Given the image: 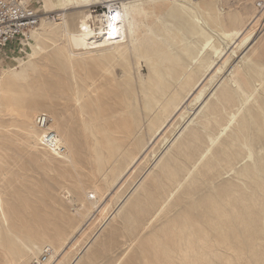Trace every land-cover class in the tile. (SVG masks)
Here are the masks:
<instances>
[{
    "label": "bare ground",
    "instance_id": "obj_1",
    "mask_svg": "<svg viewBox=\"0 0 264 264\" xmlns=\"http://www.w3.org/2000/svg\"><path fill=\"white\" fill-rule=\"evenodd\" d=\"M248 1L38 0L25 57L0 64V264L45 246L43 264L115 248L105 264H264V16ZM41 114L61 150L44 144ZM31 167L61 192L18 189ZM92 222L104 228L83 240Z\"/></svg>",
    "mask_w": 264,
    "mask_h": 264
},
{
    "label": "rangeland",
    "instance_id": "obj_2",
    "mask_svg": "<svg viewBox=\"0 0 264 264\" xmlns=\"http://www.w3.org/2000/svg\"><path fill=\"white\" fill-rule=\"evenodd\" d=\"M237 1L238 0H229V2L231 3V4H236L235 6H237L238 5V3H237ZM235 2V3H234ZM254 2H255V0H249L247 3H248V6L253 10L254 9ZM31 3H32V6L36 9V11L40 14L42 11L39 9V2H38V0H32L31 1ZM92 11H93V15H102V14H104L105 12H107L108 10L107 9H105V8H103L102 6H99V5H97V6H94V7H92V9H91ZM255 10V9H254ZM72 12V11H71ZM262 16H264V13H261V12H259ZM254 14H258V12H257V10H256V12L254 11ZM259 14V15H260ZM47 16H50V17H52L51 19L53 20H55L56 22H58L59 20H56L59 16H55V14H50V15H46V17ZM41 17H44L43 15H41ZM262 28L264 29V25L262 26ZM261 28V29H262ZM255 30H257V32H258V27H256V29ZM263 41V40H262ZM261 41V42H262ZM263 45V46H262ZM25 46V45H24ZM259 48V49H258ZM27 51H28V49H27V47L25 46V47H23L22 45H17V44H13V45H11V46H8L7 48H5L1 53H0V64L2 65V66H4V67H8L9 66V62H10V56H18V57H25V55H26V53H27ZM257 52H258V55H257V57H256V60H257V62L258 63H260V64H262V65H264V42L263 43H261L259 46L257 45V50H256ZM239 60V59H238ZM141 65H142V68H144V63L142 62L141 63ZM145 75V74H144ZM215 85V83L213 84V86ZM213 86L210 88V89H212L213 88ZM209 89V90H210ZM211 91V90H210ZM209 92V91H208ZM206 96V94L201 98V99H203L204 97ZM200 102H201V100H200ZM199 105V103L196 105V107ZM196 107H194L195 109H196ZM192 109V111H190V113H189V116L193 113V111L195 110V109ZM188 115L187 116H185V119L183 120V121H181V123H180V125L179 126H177L176 128H175V130H174V133H172V137L170 136V138L163 144V145H161L160 146V149L157 151V152H159V153H157V156L163 151V153L166 151V150H168V148H169V146L173 143V141H174V139L178 136V134L180 133L179 131H181L180 129H183L184 128V126L185 125H187L188 124V122L186 123V121H187V119H188V117H189ZM191 118H193V116L191 117ZM190 118V119H191ZM186 123V124H185ZM173 137H174V139H173ZM173 139V141L169 144V142L171 141ZM169 144V145H168ZM14 155L17 157V156H19V157H21V161H19L18 162V164H20L21 162H24V161H26L27 160V157L24 155V154H22L21 152H18V151H15L14 152ZM153 161H154V159L152 160L151 159V161H150V163L148 164V166L146 167L147 169L152 165V163H153ZM55 165L54 166H57V167H64V165L61 163V164H58V163H54ZM16 169H17V167H15V170H14V168H13V170L14 171H16ZM146 169V170H147ZM17 171H18V169H17ZM20 175V183H16V187L18 188V189H20L21 191H23L24 193L25 192H28V187H30L29 186V184L27 183L28 181H30V182H32V183H35V181H36V183H37V181L38 182H42V183H46V186H48L49 187V190L51 191V192H55V193H58V192H61L59 189H58V186L53 182V180L52 181H50V178H55V173H53V172H48L47 173V175H48V177H47V175H45L44 173H43V171L41 170V169H39V168H35V167H31V171L30 172H27V173H24L23 171H20V173H19ZM52 174V175H51ZM142 174V173H141ZM50 175V176H49ZM54 176V177H53ZM140 176V175H139ZM142 176V175H141ZM27 177H30L32 180H29V179H27ZM47 178H48V180H47ZM34 181V182H33ZM120 182V180L116 183V185H118V183ZM136 183V182H135ZM116 185H114V187L112 188V190L107 194V195H105V197L103 198V200L101 201V203H100V205H103V206H105V204H106V202L110 199V197H111V195H110V193L111 192H113V189L116 187ZM25 187V188H24ZM59 190H57V189ZM31 192H32V200L34 201L35 200V198L36 199H38V198H42V195L41 194H39L38 193V190H37V188L36 187H31ZM110 195V196H109ZM103 203V204H102ZM37 204H39V203H37ZM103 206H101V207H103ZM112 206H113V208H112ZM108 209H111V211L113 210H115L116 209V207H114V204H108ZM96 215V213L94 212V214H91L89 217H88V219H86V221H85V223L82 225V227H84V229L87 227V224H89V222H91L92 220H93V217ZM99 218L98 219H101V217L100 216H98ZM90 219V220H89ZM118 221H119V223H118ZM86 225V226H85ZM120 225V220L119 219H117V220H115L114 222H112V224L110 225L111 227H106V229H105V231L101 234V239H100V243H101V241H102V239L104 240L105 238H108V237H110V235L112 234H114L113 232H114V230L113 229H118V226ZM98 226V223L97 222H94V224H93V222L91 223V225L88 227V231H86V233H87V236H83L82 237V239L83 240H86L87 239V237H88V235H89V233L91 232V231H95V229H96V227ZM104 227H102V228H98L97 227V230L95 231V232H97V235H95V236H93V235H91V237L90 238H95L96 236H98V234L102 231V229H103ZM98 229H100V230H98ZM89 238V239H90ZM93 241V239L92 240H90V242H89V244L91 243ZM101 246H103V243H101L100 245H98V246H96L95 248H94V250H96V251H98L99 249H100V247ZM121 251V249H114V250H112V251H110V252H108L107 254L105 253V258L104 259H100V260H98V261H96V262H94V263H91V264H105L107 261H109V260H111L112 258H114L115 256H116V254H118L119 252ZM84 262L85 263H87L88 264V260H84Z\"/></svg>",
    "mask_w": 264,
    "mask_h": 264
},
{
    "label": "built area",
    "instance_id": "obj_3",
    "mask_svg": "<svg viewBox=\"0 0 264 264\" xmlns=\"http://www.w3.org/2000/svg\"><path fill=\"white\" fill-rule=\"evenodd\" d=\"M256 9L264 13V0H255ZM40 14L27 0H0V53L13 44L22 45L27 36L33 31L39 22ZM38 127L45 130L44 144L55 150H61L59 136L48 129V117L41 114L36 118ZM52 249L49 246L42 248L39 258L31 264H43Z\"/></svg>",
    "mask_w": 264,
    "mask_h": 264
}]
</instances>
